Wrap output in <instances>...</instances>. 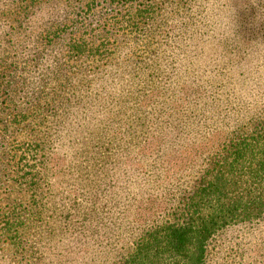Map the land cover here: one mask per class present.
I'll use <instances>...</instances> for the list:
<instances>
[{
	"label": "rangeland",
	"instance_id": "1",
	"mask_svg": "<svg viewBox=\"0 0 264 264\" xmlns=\"http://www.w3.org/2000/svg\"><path fill=\"white\" fill-rule=\"evenodd\" d=\"M99 1L87 12L86 0H0V53L16 65L0 79V102L9 94L18 108L8 111L31 117L13 126L0 108V264H121L150 226L176 217L209 152L264 99L237 86L254 59L264 65L247 49L264 47V0H169L142 21ZM42 5L54 12L43 24ZM79 38L116 52L78 53L69 43ZM104 127L119 132L121 164L98 166L89 152ZM9 220L19 238L2 232ZM206 254V264H264V217L225 226Z\"/></svg>",
	"mask_w": 264,
	"mask_h": 264
},
{
	"label": "trees",
	"instance_id": "2",
	"mask_svg": "<svg viewBox=\"0 0 264 264\" xmlns=\"http://www.w3.org/2000/svg\"><path fill=\"white\" fill-rule=\"evenodd\" d=\"M22 1L28 3V0H12V3H21ZM29 1L36 2V0ZM105 1L109 5L118 3L119 6L123 3L126 8H132V11L137 12L140 21L153 18L159 10H163L169 5V0ZM99 3L101 4L99 0H86L84 9H87V12H92ZM19 9L25 10L23 7H19ZM13 13L16 12L12 11V15ZM106 24L110 25V23ZM103 30L112 35L109 26H104ZM51 33L56 35V31ZM262 37L264 40V34ZM103 38L108 41L112 37L107 35ZM80 40L81 38L79 41L76 39L74 43L70 40V45L74 44L73 46L79 47L77 50L72 46L73 52L76 49L78 53L82 54L84 50L85 52L94 50L92 56H100L101 60L111 58L116 52L117 46H111L113 43L104 41L100 46L95 45L96 43H88L85 39ZM93 41L96 42V40ZM248 44L249 57L258 51L261 54L258 58L264 61V47H258L255 43ZM259 44L264 46V43ZM252 63L253 67L250 65L252 69H248L250 72L240 71L242 76L237 86L258 90L259 94L264 97V65L256 63V59ZM231 64H236L234 59L231 60ZM237 64L239 65L240 62ZM15 66L14 62L7 63L0 53V79L2 81L7 76L8 70H12L9 73L10 76L12 75ZM187 86L190 88L192 85L188 84ZM2 88L3 85L0 83V92ZM14 96L16 97V95ZM13 98L9 94L6 95L5 99L0 102V108L4 106L2 108L7 109L6 112L10 115L13 126H23L24 123L30 122L31 117L25 111H17L14 114L10 113V110L8 111L10 108L11 110L18 108L10 105L12 102L17 105ZM33 98L38 102L39 95ZM145 100H149L147 95L140 98L138 104ZM253 106L256 109L247 119V123L239 124L228 132L224 141L218 144L221 149H218L217 146L214 149L218 150L214 151L213 149L209 152L208 156L211 158L206 159L208 162L206 168L193 184L190 193L186 196L185 203L179 207L176 217L172 221H166L156 227L151 228L150 226L121 264H206L208 242L218 231L232 223L252 222L264 217V99L256 102ZM5 121L6 119H4ZM104 130L105 132H103ZM219 130L215 129L212 135ZM103 131L93 130L98 140L92 145L89 152L97 153L104 159L105 163L98 162V166L107 167L121 164L124 156L120 157L121 162L118 161L120 149L116 144L117 138L114 137L115 134L119 135V132L116 129L112 131L109 127L108 129L104 127ZM166 138L167 141L175 140L173 133H168ZM191 138L192 135L188 136L187 134L185 142L187 143ZM204 143L205 140L202 139L200 142L193 141L188 146H198ZM41 144L37 143L36 146ZM97 148H104V150ZM88 149V147L72 149V152L83 157L88 153ZM17 226L18 221H4L1 230L3 233L16 234L15 236L19 238Z\"/></svg>",
	"mask_w": 264,
	"mask_h": 264
},
{
	"label": "clouds",
	"instance_id": "3",
	"mask_svg": "<svg viewBox=\"0 0 264 264\" xmlns=\"http://www.w3.org/2000/svg\"><path fill=\"white\" fill-rule=\"evenodd\" d=\"M36 15L40 17V23L43 24L45 21L51 19L54 15V12L47 5H42L41 8L37 11ZM5 33V29L0 28V35ZM54 56L55 54H50ZM36 80L34 78H28L29 87L35 86Z\"/></svg>",
	"mask_w": 264,
	"mask_h": 264
}]
</instances>
